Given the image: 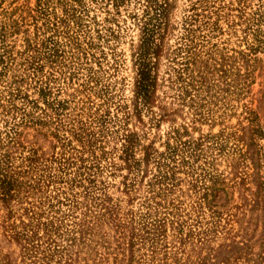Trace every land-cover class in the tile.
Returning a JSON list of instances; mask_svg holds the SVG:
<instances>
[{"label": "rangeland", "instance_id": "rangeland-1", "mask_svg": "<svg viewBox=\"0 0 264 264\" xmlns=\"http://www.w3.org/2000/svg\"><path fill=\"white\" fill-rule=\"evenodd\" d=\"M0 264H264V0H0Z\"/></svg>", "mask_w": 264, "mask_h": 264}]
</instances>
